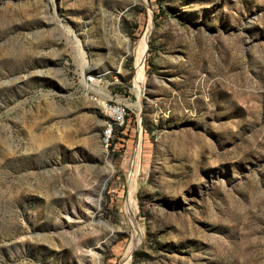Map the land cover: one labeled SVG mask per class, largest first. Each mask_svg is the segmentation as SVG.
Wrapping results in <instances>:
<instances>
[{"label":"rangeland","instance_id":"374dc122","mask_svg":"<svg viewBox=\"0 0 264 264\" xmlns=\"http://www.w3.org/2000/svg\"><path fill=\"white\" fill-rule=\"evenodd\" d=\"M104 101L126 110L107 151ZM129 247L264 264V0H0V264Z\"/></svg>","mask_w":264,"mask_h":264},{"label":"built area","instance_id":"2783aa9c","mask_svg":"<svg viewBox=\"0 0 264 264\" xmlns=\"http://www.w3.org/2000/svg\"><path fill=\"white\" fill-rule=\"evenodd\" d=\"M95 79L94 75L85 76V82L90 83ZM104 114L106 115L105 122L102 125L100 133V145L103 150L107 151L112 143L114 131L122 127L125 123L126 110L122 104H111L107 101L102 103Z\"/></svg>","mask_w":264,"mask_h":264},{"label":"bare ground","instance_id":"6f19581e","mask_svg":"<svg viewBox=\"0 0 264 264\" xmlns=\"http://www.w3.org/2000/svg\"><path fill=\"white\" fill-rule=\"evenodd\" d=\"M60 24V23H59ZM74 47H75V49H76V51H77V53L79 54V58H81L82 57V54H81V43H80V41L78 40V39H74ZM145 47H146V44H145V38H141L140 39V41H139V46H138V48H139V50H138V59H137V69H136V71L138 72H136L137 74H136V85L139 87V89L140 90H142V84H143V80H144V76H143V58H144V52H145ZM82 64H84V61H82ZM93 81L92 82H90V83H93V84H95V79L93 78L92 79ZM86 86V85H85ZM131 178H130V181H129V183L131 182V186H132V191L134 190V188H135V182H134V173L133 172H131ZM128 202H127V205H126V211H127V213H130V212H128ZM130 247H129V249H128V251H127V253L125 254V256H124V259H122L121 260V262H120V264H129V252H130Z\"/></svg>","mask_w":264,"mask_h":264}]
</instances>
